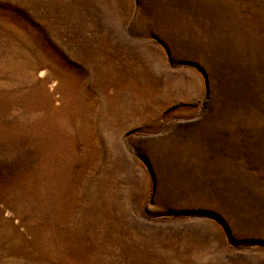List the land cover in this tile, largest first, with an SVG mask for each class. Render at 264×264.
Here are the masks:
<instances>
[{
    "label": "rangeland",
    "instance_id": "rangeland-1",
    "mask_svg": "<svg viewBox=\"0 0 264 264\" xmlns=\"http://www.w3.org/2000/svg\"><path fill=\"white\" fill-rule=\"evenodd\" d=\"M0 264H264V0H0Z\"/></svg>",
    "mask_w": 264,
    "mask_h": 264
}]
</instances>
